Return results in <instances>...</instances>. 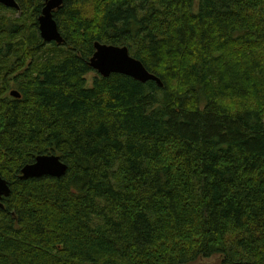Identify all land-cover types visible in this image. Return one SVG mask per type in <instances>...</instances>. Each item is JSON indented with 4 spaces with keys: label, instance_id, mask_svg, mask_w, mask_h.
<instances>
[{
    "label": "trees",
    "instance_id": "trees-1",
    "mask_svg": "<svg viewBox=\"0 0 264 264\" xmlns=\"http://www.w3.org/2000/svg\"><path fill=\"white\" fill-rule=\"evenodd\" d=\"M14 1L0 5V264H264V0H63L60 45L40 40L44 0ZM94 42L162 86L88 84ZM39 155L66 173L20 180Z\"/></svg>",
    "mask_w": 264,
    "mask_h": 264
},
{
    "label": "water",
    "instance_id": "water-1",
    "mask_svg": "<svg viewBox=\"0 0 264 264\" xmlns=\"http://www.w3.org/2000/svg\"><path fill=\"white\" fill-rule=\"evenodd\" d=\"M62 0H49L46 2L44 10V17L39 18V23L44 31V36L47 40L60 41L57 28L50 16V10L58 9ZM0 5L15 8L13 0H0ZM61 43V42H60ZM95 52L90 61V66L95 68L102 76L109 77L110 73L120 74L132 77L134 80L141 83L147 81H154L158 86H161V81L158 77L150 74L142 65L141 62L132 58L129 55L128 49L112 48L94 44ZM11 96L15 97V93L11 92ZM67 166L60 162L59 158L54 155H39L36 158V164L27 167L24 172L27 175H39L41 173H48L53 176L60 177L65 174ZM7 189L0 181V196L7 194ZM1 206V205H0Z\"/></svg>",
    "mask_w": 264,
    "mask_h": 264
},
{
    "label": "bare ground",
    "instance_id": "bare-ground-1",
    "mask_svg": "<svg viewBox=\"0 0 264 264\" xmlns=\"http://www.w3.org/2000/svg\"><path fill=\"white\" fill-rule=\"evenodd\" d=\"M47 1H49V0H44V4L42 5V8H41V12H40V15L37 17V20H36V22H37V28H38V32H39V37H40V39L44 42V43H51V42H53V43H55V44H57V45H60L62 42H63V40H62V37H61V35L59 34V32H58V28H57V24H56V22L54 21V19H53V12L54 11H56V10H59L60 9V7H61V5H62V3H61V5H60V7L58 8V9H53V10H50L49 12H50V16H51V18H52V20H53V22L55 23V25H56V28H57V33H58V36H59V39H60V41L58 42V41H55V40H47L46 38H45V36H44V31H43V29L41 28V25H40V23H39V18H42V17H44V10H45V8H46V2ZM63 1V0H62ZM13 2L15 3V1L13 0ZM4 8H7V9H17V5H16V3H15V8H12V7H6V6H4V5H2ZM61 42V43H60ZM95 43H98V42H94V44ZM94 44H93V49H94V52H95V48H94ZM98 44H100V45H103V46H106V47H112V48H125V47H116V46H112V45H105V44H101V43H98ZM94 52H93V55H94ZM92 55V56H93ZM91 59H92V57L89 59V61L87 62V66L91 69V70H93V71H95L99 76H102L95 68H93V67H91L90 66V61H91ZM137 60V59H136ZM144 67V66H143ZM109 75H112V73H110ZM125 76V75H124ZM127 77H129V76H127ZM107 78V77H106ZM129 78H131V79H133L132 77H129ZM134 80V79H133ZM134 81H136V80H134ZM137 82H139V81H137ZM147 82H154V81H147ZM141 83V82H140ZM146 83V82H145ZM154 83H156V82H154ZM156 85H157V83H156ZM158 86V85H157ZM161 86H162V84H161ZM161 86H158V87H161ZM11 92H14L15 93V97H13V96H11L10 95V93ZM8 95L10 96V97H13V98H19L20 97V95L18 94V92L16 91V90H11V91H9L8 92ZM55 156V155H54ZM37 157H39V156H37ZM36 157V158H37ZM56 157H58V156H56ZM36 158H35V160H34V162L32 163V164H29V165H25L24 167H22L21 168V170H20V176H19V179L20 180H26V179H30V178H40V177H42V176H49V177H53V178H56V179H58V178H60V177H62V176H60V177H57V176H53V175H50V174H48V173H41V174H39V175H27V174H25V172H24V170L27 168V167H31V166H34L35 164H36ZM62 163V162H61ZM64 164V163H63ZM67 170V169H66ZM66 173V172H65ZM0 181L3 183V186H5L6 187V189H7V194H2L1 196H0V209H2L3 208V205H2V203H1V200L2 199H4V198H7L8 197V195L10 194V189H9V187H8V185H7V183H6V181L5 180H3L1 177H0Z\"/></svg>",
    "mask_w": 264,
    "mask_h": 264
},
{
    "label": "rangeland",
    "instance_id": "rangeland-1",
    "mask_svg": "<svg viewBox=\"0 0 264 264\" xmlns=\"http://www.w3.org/2000/svg\"><path fill=\"white\" fill-rule=\"evenodd\" d=\"M63 2V1H62ZM199 2H200V0H193V5H194V7H195V9H197L198 8V6H199ZM42 4H44V1L42 2ZM2 6V5H1ZM18 7V6H17ZM11 10H15V9H11ZM10 10V11H11ZM17 16H19V14L17 15ZM37 31H38V28H37ZM38 34H39V32H38ZM41 40V39H40ZM42 41V40H41ZM130 55V54H129ZM132 57V56H131ZM133 58V57H132ZM94 73H96L95 71L94 72H92V73H90L89 75H87L86 77H87V80L89 81L88 82V84L90 83V81H91V79L95 76V74ZM97 74V73H96ZM218 257H213V258H211V259H204V260H201L200 262L198 261L196 264H217V262H218Z\"/></svg>",
    "mask_w": 264,
    "mask_h": 264
},
{
    "label": "flooded vegetation",
    "instance_id": "flooded-vegetation-1",
    "mask_svg": "<svg viewBox=\"0 0 264 264\" xmlns=\"http://www.w3.org/2000/svg\"><path fill=\"white\" fill-rule=\"evenodd\" d=\"M18 94H19V91H18ZM13 98V97H12Z\"/></svg>",
    "mask_w": 264,
    "mask_h": 264
}]
</instances>
